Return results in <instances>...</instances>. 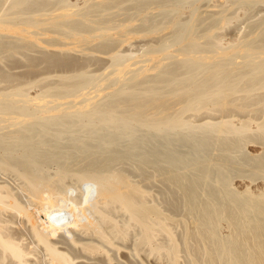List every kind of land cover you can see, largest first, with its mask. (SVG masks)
I'll use <instances>...</instances> for the list:
<instances>
[{"label": "bare ground", "instance_id": "1", "mask_svg": "<svg viewBox=\"0 0 264 264\" xmlns=\"http://www.w3.org/2000/svg\"><path fill=\"white\" fill-rule=\"evenodd\" d=\"M175 1L0 0V170L18 181L0 182V264H264V15L226 39L242 2L184 20ZM133 2L140 19L159 5L171 29L143 57L119 49L157 33L143 14L132 35ZM63 155L73 169L46 172ZM121 159L177 185L167 206L184 198L187 219Z\"/></svg>", "mask_w": 264, "mask_h": 264}, {"label": "rangeland", "instance_id": "2", "mask_svg": "<svg viewBox=\"0 0 264 264\" xmlns=\"http://www.w3.org/2000/svg\"><path fill=\"white\" fill-rule=\"evenodd\" d=\"M10 1L11 0H6V2L7 3H10ZM146 1H149V3H150V1H157V3H158V0H144V2H146ZM160 1V0H159ZM175 1V0H174ZM179 1V2H178ZM186 3H185V2ZM176 0L175 2H177V3H180V4H178L179 6H181L180 7V9H179V14L178 15H180L179 17H181L182 19H188L189 18V16H190V10H192L194 7H196L198 10V12L199 11H202V9L203 10H205L206 8H207V6L208 5H212V4H216L217 2H218V0H204L205 2H206V4H205V2L203 1V0H193L194 1V3L192 2V3H190L191 2V0H188V1H190V2H188L187 0ZM214 1L216 2V3H214ZM229 1V0H228ZM238 1H240V2H242V4L240 3V5H238L239 7V9H238V12H239V15H238V20L237 19H235L234 20V22H233V24L236 22V26H235V24L233 25L232 24V26H233V28H231L230 29V27L226 30V32H225V35L228 37V38H226V39H229L230 37H232L233 38V36H234V34H235V36H236V34H237V32H239V31H237V28H242L241 29V32H240V34L242 33H244V30L245 31H248V29H250V25H253L254 23H256V22H258L260 19L259 18H262V16L264 15L263 13H264V1H261L262 3H260V2H258V3H255L254 4V6L252 7V8H250L249 10H247L246 11V8L248 7V5H245V4H249V2H251L250 0H238ZM244 1V2H243ZM247 1V2H246ZM208 2V3H207ZM246 2V3H245ZM134 3V2H133ZM133 3H131L130 5H132V7L130 6V8L131 9H129V11L128 12H133V14H134V12L136 11V9L134 8L135 6V3L133 4ZM148 3V2H147ZM188 3V4H187ZM202 3V4H201ZM190 4V5H189ZM192 4V5H191ZM203 4H205V5H203ZM7 5V4H6ZM155 7H153V6ZM151 5V7H150V5L143 11V13L141 14V19H142V15L143 14H145L144 16L146 17V18H148V19H150V20H152V22H153V24L156 26V28H155V30H156V34H153V35H149V36H143V37H138V38H133V40L131 41V40H129V42L128 43H125L123 46L122 45H120L121 43H118L120 46V48L119 49H123V50H121L122 52H123V54H127V55H129V54H131V52H132V54L133 53H136V54H133L134 56H140V57H143V54H145L146 52H147V50L150 48V46H153V45H155V46H160V44H163V43H161V42H164L165 40H168V38H169V36H170V32L171 31H169V30H171L170 29V27L168 28V23L166 22L165 23V21H166V19H162V18H164V15H163V13L161 14V8H160V6L159 5H155V4H152ZM201 5V6H200ZM203 5V6H202ZM134 6V7H133ZM245 6H247V7H245ZM184 7H186V9L184 8ZM189 7V8H188ZM254 7H256V8H254ZM149 8V9H148ZM160 8V9H159ZM195 8V9H196ZM244 10V11H243ZM252 10H254V11H252ZM159 11V12H158ZM184 11V12H183ZM189 11V12H188ZM146 12V13H145ZM152 12V13H151ZM242 12V13H241ZM253 12V13H252ZM158 13V14H157ZM159 13H160V16H159ZM187 13V14H186ZM132 14V13H131ZM156 15V17H154L155 15ZM185 16H184V15ZM244 14V15H243ZM136 15V12H135V14L133 15V16H135ZM151 17H149V16ZM152 15H153V17H152ZM188 16V18H187V16ZM249 17H248V16ZM251 15V16H250ZM133 16H131V19H130V17L128 16L127 18H126V24H130L131 25V29L133 28L134 30H132L133 32H131L132 33V35H134L135 33H134V31L136 32V34L137 33H143L142 31H145L144 30V27H143V23H141V19L140 18H138V17H136V18H133ZM138 16H139V14H138ZM247 16V17H246ZM158 17V18H157ZM183 17H185V18H183ZM129 18V19H128ZM133 18V19H132ZM245 18V19H244ZM250 18V19H249ZM141 21H140V20ZM158 19H161V20H157ZM164 21V22H163ZM238 21V22H237ZM254 21H256V22H254ZM123 22V21H122ZM163 22V23H162ZM253 23V24H252ZM113 23L112 22H110L109 23V25H112ZM153 25V26H154ZM162 25H163V27H162ZM166 25V26H165ZM204 25H206V24H204ZM249 27H248V26ZM157 26H158V29H160L161 27H162V30L160 29L159 30V32H158V30H157ZM161 26V27H160ZM231 26V27H232ZM238 26V27H237ZM240 26V27H239ZM160 27V28H159ZM246 27V28H245ZM203 28V27H202ZM205 28V27H204ZM203 28V29H204ZM203 29H201V30H203ZM234 29V30H233ZM247 29V30H246ZM32 30H34V29H32ZM232 30V31H231ZM138 31V32H137ZM169 31V32H168ZM199 31V30H198ZM41 32V31H40ZM43 32V31H42ZM168 32V33H167ZM249 32V31H248ZM131 33H130V35H129V37L130 36H132L131 35ZM167 33V34H166ZM200 34H201V32H199ZM245 33H247V32H245ZM164 34H166V35H164ZM169 34V35H168ZM239 34V33H238ZM237 34V35H238ZM137 35H139V34H137ZM141 35V34H140ZM233 35V36H232ZM158 36V37H157ZM133 37V36H132ZM152 37V38H151ZM149 38V39H148ZM156 38V39H155ZM158 38V39H157ZM132 39V38H131ZM149 41H148V40ZM160 39V41H158ZM231 39V38H230ZM151 40V41H150ZM131 41V42H130ZM159 43H158V42ZM150 42V43H149ZM157 43V44H156ZM117 44V43H116ZM114 47L113 48V50H115V48H116V50H119L117 47ZM121 46H122V48H121ZM96 53H98V52H96ZM33 54H35V52L33 53ZM129 56H131V55H129ZM91 64H93V65H91L90 66V69H92V68H94V69H92V71H94L95 72V70H97L98 68V70H100L101 68H103L104 66H103V63H102V65L99 63V64H95V63H91ZM21 65V66H20ZM101 65V66H100ZM11 66V65H10ZM10 66H7L6 68H8V70H10L9 68H13V65L10 67ZM14 68H13V70H10V71H12V72H15V71H17V72H21V71H23V70H25L26 69V67H25V65H23L22 63L20 64V63H18L17 64V66H16V64H14ZM20 66V67H19ZM42 67V69L39 67V69H41V70H38L37 72H39L40 71V74L42 73L41 71H43L44 72V70H45V72L47 71V69L44 67V66H41ZM96 67V68H95ZM17 68V69H16ZM44 68V69H43ZM39 74V73H38ZM43 74V73H42ZM184 139V138H183ZM65 141H66V138L64 139ZM64 140L63 141H61L60 142V146L59 147H61V146H64V145H66V142L68 141L69 142V140H67L66 142H65V144L64 143H62V142H64ZM161 140H163V139H161ZM160 140V141H161ZM180 140H182V139H180ZM187 141V140H186ZM186 141H181V142H179L180 143V146H183V147H181V148H186L187 147V142ZM67 142V143H68ZM164 142V141H163ZM184 142H186L185 144H186V146H185V144H184ZM61 143L62 144H64V145H61ZM122 143V142H121ZM182 143V144H181ZM121 145L122 144H119L118 146L120 147H116V149L117 150H119V149H121ZM185 146V147H184ZM66 147H68L67 145H66ZM66 147H64V148H66ZM62 148V147H61ZM60 148V149H61ZM205 148L206 149H208L207 147H203L202 149L203 150H205ZM58 150H59V148H57ZM202 149H201V151H202ZM213 149H214V151H213ZM116 150V151H117ZM208 151L209 152H211V154H213V155H216L217 154V156H219L220 157V152L221 153H223L224 151H221V149H215V148H209L208 149ZM220 151V152H219ZM214 152V153H213ZM219 153V154H218ZM225 153V152H224ZM239 154H242V152H239L238 151V156L236 157V158H241L240 157V155ZM62 155V154H61ZM60 155V156H61ZM226 154H224V156H225ZM233 155H236V153H234ZM232 155V159L233 160H235L234 159V156ZM243 155H244V152H243ZM65 155H63V157H59L57 160L58 161H56L55 160V162H51V163H49V165L47 164L46 166V168H47V170L48 171H46V172H48V173H52V174H54L57 170L59 171V168H60V166H62V164H63V162H64V164L63 165H65V168L66 169H68V170H71V169H73V168H71V167H74L73 165H71L72 164V160H67L68 162H66V157H64ZM231 156V155H230ZM214 157H216V156H214ZM221 157H223V156H221ZM62 160H61V159ZM66 158V159H65ZM60 159V160H59ZM122 159H124V158H122ZM122 159L120 160V161H118V162H116V166L118 167V168H122V170L124 169V168H126V166L130 169V172H131V174H132V176H131V178L133 179V180H135V181H142L143 179H141L142 177H140L141 175L139 174L140 172H141V170L142 169H140L141 168V166L142 167H144V169L146 170V171H150V172H147V173H151L152 172V175H153V178H154V180L152 179V181L155 183L154 185H153V188L151 189V192L150 193H155L154 194V196L155 197H153V194H151V197H153L154 199H156L159 203H160V206H161V208H162V210L166 213L167 212V214H171V215H173L176 219H181V220H184V219H187V216H184V215H186V214H188V211H186V202H185V199L183 198V200H182V198H180L181 199V202L183 203V204H185V206H182L183 204L180 202V199L177 201V204H178V202L181 204L180 205V207H184V208H182V209H184V210H182L179 206H177L178 208V210L176 209V210H173L171 207H169V205L167 206V202H168V200L169 199H171L172 198V194H171V192H173V190L174 191H176L177 190V194H179L182 190L177 186V185H174V184H167L166 185V183H161V182H158V180L156 179L157 178V175H158V173H154L153 171H154V169H152V168H150L149 166H147V165H145V164H137V162L135 161H132V160H130V159H125V161L123 160L122 161ZM122 161V162H121ZM126 161L128 162H130V161H132V162H130V165L127 163V165L125 166V164H123V162L124 163H126ZM232 161V160H231ZM230 161V163H232V162H235V163H237L238 161H237V159L235 160V161H232L231 162ZM237 161V162H236ZM241 161V160H240ZM239 161V162H240ZM238 162V163H239ZM58 163H60V165L58 164ZM69 163V166L67 167V164ZM76 163V161H74V164ZM131 163H133V165L131 164ZM235 163H234V165H235ZM241 163V162H240ZM229 164V163H228ZM52 165V166H51ZM70 165H71V167H70ZM115 165V164H114ZM131 165L132 166H134L133 168H135V169H137V171H138V169H140L138 172L135 170V169H133L132 167H131ZM136 165H141L140 166V168H137L136 167ZM230 165V164H229ZM232 165H233V163H232ZM130 166V167H129ZM239 166L241 167V164H239ZM238 166V167H239ZM53 167V168H52ZM55 168H56V170H55ZM120 168V169H121ZM61 169V168H60ZM45 170V169H44ZM124 171H125V169H124ZM145 171V172H146ZM3 171L2 170H0V182L1 181H3V183H4V181H12V183H13V185L16 183V185H18V181L17 182H13L14 180L16 181L17 179H15V177H13L14 175L12 174V175H10L11 173L10 172H6V171H4L3 173H2ZM129 172V170H128V173H130ZM6 173V174H5ZM135 173H137V174H139V175H137V174H135ZM141 173H144L143 171L141 172ZM154 173V174H153ZM3 174V175H2ZM5 176V178H3ZM134 176V177H133ZM139 176V177H138ZM12 179H11V178ZM10 178V179H9ZM140 178V179H139ZM77 180V179H76ZM76 180H74V178H72L71 177V179L69 178V179H67V182H71V185H73L74 183V181L75 182H77V184H75V185H73V186H71V185H68V186H70V188H72L71 190L73 191V193L75 194V193H79V190L81 191L82 189H83V187H81L82 185H80L79 183H78V181H76ZM10 181V182H11ZM152 182V183H153ZM8 183V182H7ZM12 183H9V185H10V187H15V186H12L11 184ZM73 183V184H72ZM142 184L144 183V182H141ZM68 184H70V183H68ZM145 184V183H144ZM77 185V187L75 188L76 190H78V192H76V190H74V186H76ZM80 185V186H79ZM157 185V186H156ZM78 186L79 187H81V189L80 188H78ZM155 186V187H154ZM170 186V187H169ZM176 186L178 187V188H176ZM167 187L168 188H170V191L167 189ZM171 187H172V190H171ZM176 188V189H175ZM167 189V190H166ZM156 190H160V192H158V191H156ZM178 190H179V192H178ZM166 191H168V192H166ZM166 192V193H165ZM175 193V192H174ZM173 193V194H174ZM175 193V194H176ZM163 195H164V197H163ZM168 199V200H167ZM167 208V209H166ZM170 208V209H169ZM181 209V211H180V209ZM33 209L35 210L36 209V207L34 206L33 207ZM37 210V209H36ZM170 210H171V212H170ZM173 210V211H172ZM65 211V213H66V210H64ZM180 212L179 213V215H178V212ZM183 211V212H182ZM172 212H174V213H172ZM177 212V213H176ZM187 212V213H186ZM186 213V214H185ZM182 214V215H181ZM176 215H178V216H176ZM190 222H191V220H189L187 223H186V225H187V227L188 228H191L192 229V225L194 226V224L191 222V224L192 225H190ZM60 224V222L58 223V225H57V223H56V225H57V228H58V230L59 231H62V230H64V228L65 227H63L61 224ZM224 224V223H223ZM70 225H71V223H70ZM69 225V226H70ZM69 226H67V228H69ZM173 226V225H172ZM176 226V225H175ZM61 227V228H60ZM176 228V227H175ZM177 230H175V235H176V237L178 238V239H180V237H181V239H182V236L184 235V233H185V230L183 231V229H182V227H177L176 228ZM181 231H180V230ZM178 231V232H177ZM180 231V232H179ZM184 232V233H183ZM222 232V234H224L225 232L222 230L221 231ZM224 232V233H223ZM180 233V235H178ZM130 244H131V242H129ZM183 259V258H182ZM183 264H186V263H183Z\"/></svg>", "mask_w": 264, "mask_h": 264}]
</instances>
